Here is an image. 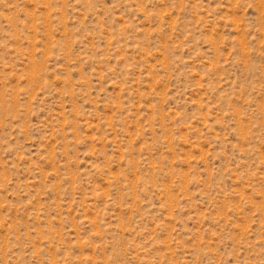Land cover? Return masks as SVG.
I'll return each instance as SVG.
<instances>
[{"label":"rangeland","instance_id":"1","mask_svg":"<svg viewBox=\"0 0 264 264\" xmlns=\"http://www.w3.org/2000/svg\"><path fill=\"white\" fill-rule=\"evenodd\" d=\"M0 264H264V0H0Z\"/></svg>","mask_w":264,"mask_h":264}]
</instances>
